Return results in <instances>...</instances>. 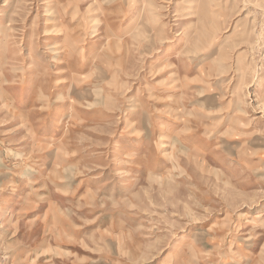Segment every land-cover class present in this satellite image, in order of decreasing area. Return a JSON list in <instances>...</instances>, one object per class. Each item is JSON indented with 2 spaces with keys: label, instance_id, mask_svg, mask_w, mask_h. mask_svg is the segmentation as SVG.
Here are the masks:
<instances>
[{
  "label": "rangeland",
  "instance_id": "1",
  "mask_svg": "<svg viewBox=\"0 0 264 264\" xmlns=\"http://www.w3.org/2000/svg\"><path fill=\"white\" fill-rule=\"evenodd\" d=\"M0 264H264V0H0Z\"/></svg>",
  "mask_w": 264,
  "mask_h": 264
}]
</instances>
